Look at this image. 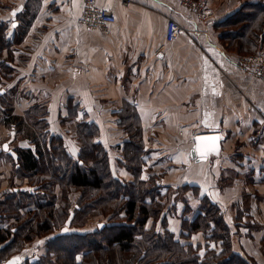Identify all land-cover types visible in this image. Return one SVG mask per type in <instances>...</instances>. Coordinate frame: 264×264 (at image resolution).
<instances>
[{
    "label": "crops",
    "instance_id": "crops-1",
    "mask_svg": "<svg viewBox=\"0 0 264 264\" xmlns=\"http://www.w3.org/2000/svg\"><path fill=\"white\" fill-rule=\"evenodd\" d=\"M97 1L117 15L108 31L78 23L83 0H0V21L11 23L10 37L18 13L29 5L38 9L12 48L20 62L11 63L27 92L49 93L47 103L54 101L65 115L71 97L92 103L88 119L105 120L116 130L119 111L134 104L154 157L148 164L163 174L162 182L197 185L224 212L235 251L264 264V81L239 63L241 54L250 53L227 46L224 28L215 23L206 32L181 0ZM207 1L222 23L244 3L260 0ZM170 17L184 30L168 42ZM259 48L252 53L264 54V38ZM214 132L220 148L204 160L194 158L196 136ZM113 142L117 148L122 143Z\"/></svg>",
    "mask_w": 264,
    "mask_h": 264
},
{
    "label": "trees",
    "instance_id": "trees-1",
    "mask_svg": "<svg viewBox=\"0 0 264 264\" xmlns=\"http://www.w3.org/2000/svg\"><path fill=\"white\" fill-rule=\"evenodd\" d=\"M37 10L29 5L18 13L12 37L8 34L10 24L0 21V81L13 77L12 45L22 42ZM214 26L224 28L222 39L228 45L256 52L264 38V3L246 2L228 21H216ZM4 50L8 58L3 57ZM0 98V123L23 139L11 153L15 174L28 179L26 186H13L0 199L3 262L47 236L44 253L35 259L26 256L23 264H253L235 251L224 212L207 195L201 196L194 217H185L194 210L187 201L183 210L182 236L203 232L205 244L183 242L165 227L163 212L171 193L192 189L199 195L200 188L162 182L163 174L148 164L152 150L145 145L134 104H124L118 113L129 134L117 145L123 151L119 163L134 176L126 180L114 175L109 150L98 138L100 126L88 119L87 111L73 97L66 104L68 115L61 121L76 125L80 145L76 156L69 151L65 137L51 131L45 105L35 103L25 114H17L7 95L0 94ZM74 191H80L75 201L71 199ZM91 212L104 216L94 229L66 230L77 219L82 224L81 216ZM150 219L154 222L148 226ZM157 220L164 223L163 230L155 224Z\"/></svg>",
    "mask_w": 264,
    "mask_h": 264
},
{
    "label": "rangeland",
    "instance_id": "rangeland-1",
    "mask_svg": "<svg viewBox=\"0 0 264 264\" xmlns=\"http://www.w3.org/2000/svg\"><path fill=\"white\" fill-rule=\"evenodd\" d=\"M262 0L258 1L261 2ZM11 24V23H10ZM228 44V43H225ZM14 45V44H13ZM12 45V48H13ZM229 47H232L230 45H227ZM235 48V47H233ZM260 48H258L259 50ZM257 50V51H258ZM8 51H3L2 55L5 58H8ZM19 54L17 51L12 55V59L17 58V61H19ZM11 65H13L11 63ZM50 83H53L52 80H50ZM59 88V86H58ZM57 90V88L55 89ZM60 90V89H59ZM4 91L2 94H5L8 96L9 100L12 101L15 113L17 114H25L26 111L29 109L30 105L33 103H40L42 105H45L47 107V113L46 117L48 119V122L50 124L51 131L60 135H63L65 137V140L67 142L68 149L71 153L77 154L80 149L79 142L75 135V124H63L61 121V117L65 114L62 113V110L60 109V105L58 106L57 103L46 101V94L49 93L46 92L45 96L41 94L40 89H33L32 91H36V93H30L27 92L26 87L23 84V75L20 72L18 68H15L14 74L12 78H3L0 81V92ZM51 92V91H50ZM92 92V90H91ZM31 94V96H30ZM52 94V92H51ZM51 96V95H50ZM89 99V98H88ZM50 101V100H49ZM8 102V100H7ZM0 105L1 98H0ZM84 105V106H83ZM84 110L88 111L89 114L92 115V103H86L82 104ZM3 111V107H0V115ZM83 113V110L80 113ZM68 115V110H67ZM89 117V115H88ZM98 125L100 126V133L98 134V138L102 139L104 144L108 147L110 159L112 162V169L115 176H118V174L126 179V180H133L134 176L132 172L129 169H124L125 171H120V166H122L119 163L120 158L122 157V150L120 148H117L116 142L113 141H120L122 144L124 141H126L129 138V134L126 133L124 128L121 126V119L118 116V119H116V126L117 130L113 128V124H107L105 123V120H98ZM142 127H144L142 121H141ZM108 128H113L115 131L113 133L108 132ZM144 129V128H143ZM144 132V130H143ZM112 134L113 136H111ZM100 136V137H99ZM22 137L15 132V130L8 128L7 125H4L0 123V199H3L8 193H10L13 186H26L28 184V179H20V177L15 174V170L13 167V161L15 158L13 157L14 150L16 149V146L21 142ZM5 146H7L5 148ZM4 150L5 152H2ZM2 152V153H1ZM12 153V154H11ZM151 157L150 159H147L148 161H152L154 157L152 155L148 156ZM147 168V167H146ZM160 173V172H159ZM125 176V177H124ZM119 177V176H118ZM175 187V186H173ZM80 194V191H74L71 193V199L76 200L78 195ZM200 195V196H199ZM199 195L195 194V192L192 189L187 190L186 192H183L182 190H175L171 193V198L168 201L167 207L164 209V216L166 217V225L165 227L167 229L171 228V231L175 235L177 239H180L183 242H190L191 244H205L206 239L202 233H193L188 238L183 237V233L185 232L183 229V220L185 217H194L197 212V207L200 206L201 196L203 195L199 191ZM187 197H191V201L186 200ZM186 200V203H189V205L194 206V210L184 217L183 209H184V203ZM181 206V207H180ZM196 209V210H195ZM240 214H238L239 216ZM104 216L101 214L92 215V212L86 216L82 215L81 218L84 219V222L79 223L82 220H76L71 226H66V230H84V229H94L96 226L100 224V222L103 221ZM80 218V216H79ZM158 221V220H157ZM154 220L150 219L148 222V226L153 224ZM158 228L163 230V222H160V220L155 223ZM45 239H47V236H43L40 239H36L33 242L29 243L24 250L19 254V264H23V260L26 256H30L32 259L39 258L44 251L46 250V244Z\"/></svg>",
    "mask_w": 264,
    "mask_h": 264
},
{
    "label": "built area",
    "instance_id": "built-area-1",
    "mask_svg": "<svg viewBox=\"0 0 264 264\" xmlns=\"http://www.w3.org/2000/svg\"><path fill=\"white\" fill-rule=\"evenodd\" d=\"M131 2L132 0H125ZM181 5L196 12V19L209 32L215 23L216 13L207 0H181ZM117 22V15L112 8L100 5L97 0H83L82 10L78 17V23L90 30L108 31L110 25ZM184 30L181 23L170 17L166 24L165 39L170 42L175 40ZM239 63L259 76L264 81V54H241Z\"/></svg>",
    "mask_w": 264,
    "mask_h": 264
},
{
    "label": "snow or ice",
    "instance_id": "snow-or-ice-1",
    "mask_svg": "<svg viewBox=\"0 0 264 264\" xmlns=\"http://www.w3.org/2000/svg\"><path fill=\"white\" fill-rule=\"evenodd\" d=\"M15 15V13H13ZM15 27V25H13ZM218 138H209V137H204V138H196L197 140V147L196 151H198L201 155L202 158H206L208 152L214 151L215 150V141ZM7 146H5L6 148ZM19 260V257L16 258V260L10 262V264H17V261Z\"/></svg>",
    "mask_w": 264,
    "mask_h": 264
},
{
    "label": "water",
    "instance_id": "water-1",
    "mask_svg": "<svg viewBox=\"0 0 264 264\" xmlns=\"http://www.w3.org/2000/svg\"><path fill=\"white\" fill-rule=\"evenodd\" d=\"M204 137H209V138H218L216 139L215 141V150L214 151H217L219 148H220V137L218 134H216L215 132L214 133H205V134H200V135H197L196 138H204ZM196 147H197V140L195 141V146L194 148L192 149L191 151V154L194 158H196L197 160H204L208 157V155L206 156V158H202L200 153L198 151H196ZM211 151V150H210ZM17 257H12L4 262H2L1 264H10V262L16 260ZM20 263V260L17 261V264Z\"/></svg>",
    "mask_w": 264,
    "mask_h": 264
}]
</instances>
